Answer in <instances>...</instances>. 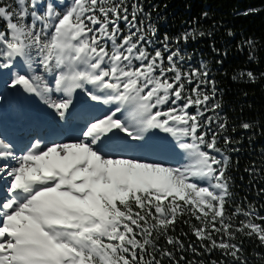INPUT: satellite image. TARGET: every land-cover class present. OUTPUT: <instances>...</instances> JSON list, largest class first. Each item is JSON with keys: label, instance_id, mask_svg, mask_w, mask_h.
<instances>
[{"label": "snow or ice", "instance_id": "1", "mask_svg": "<svg viewBox=\"0 0 264 264\" xmlns=\"http://www.w3.org/2000/svg\"><path fill=\"white\" fill-rule=\"evenodd\" d=\"M0 24L6 87L35 96L62 124L76 115L78 91L107 109L75 141L46 145L33 137L18 152L0 133V179L8 181L0 198V264H264V252L246 254L241 239L264 248V223L257 222L264 216L253 203L227 210L233 197L228 152L240 149L218 146L221 138L225 146L239 141L226 134L228 121L217 111L216 81L206 62L193 67L191 56L172 47L211 38L212 31L192 27L156 41L152 13L138 0L131 12L129 0H0ZM211 47L228 55L214 41ZM245 47L255 62V41L237 45ZM232 79L257 82L249 70ZM6 100L0 93V103ZM240 128L251 131L254 124ZM157 132L163 136L152 146L178 154L176 163L128 154L150 146ZM245 171L261 175L255 167ZM181 221L197 243L185 246L171 234ZM204 255L213 258L197 259Z\"/></svg>", "mask_w": 264, "mask_h": 264}, {"label": "trees", "instance_id": "2", "mask_svg": "<svg viewBox=\"0 0 264 264\" xmlns=\"http://www.w3.org/2000/svg\"><path fill=\"white\" fill-rule=\"evenodd\" d=\"M132 2L133 0H129L130 12ZM138 2L144 5L145 12L152 13V21L158 28L153 38L156 41L162 40L165 33L170 38H174L192 27L214 33L211 38L189 39L186 44L181 40L178 45L172 43V47L173 49L179 47L182 54L191 56L190 64L193 67L198 68L201 61L207 63L210 70L209 78L216 81L217 99L222 104L217 111L228 121L229 130L226 134L233 140L239 141L234 145L225 146L221 138L218 144L221 148L240 149L238 152H228L232 158L228 175L231 178L233 197L227 210L231 212L237 204L247 208L248 203H253L259 214L264 216V194L257 195L258 189L264 188V76L260 75L264 73V0H138ZM153 5L156 6L155 10ZM248 9L258 11L243 15ZM204 12L209 13L207 19L202 17ZM196 21L199 23L197 24ZM214 24L217 27L213 28ZM229 29L234 33L233 36L227 35ZM247 39L255 41L254 51L257 56L255 62L248 60L247 47L244 51L237 48L238 44ZM213 41L216 49L228 51L226 57L219 56L213 51L211 47ZM154 47H161V45L156 43ZM220 59H223V64L216 63ZM187 66L188 63L185 64V67ZM240 70L255 73L257 82H245L246 78L234 81L232 76ZM242 122L253 123L254 128L251 131H245L240 128ZM232 128L236 131H232ZM253 167L260 170L261 175L252 177L245 171ZM187 218L184 217V219ZM239 219L244 217H238ZM257 222L264 223V221ZM191 223L199 222L193 217ZM184 233H187V236ZM171 234L184 240L185 246L188 242L197 243V238L192 234L189 225L182 221L178 223L175 233ZM241 239L246 254H250L254 249L264 252V248H257L258 241L246 237ZM159 243L165 245L166 241L161 238ZM186 255L189 259L192 258L191 252ZM213 257L220 259L219 252L213 253ZM213 257L204 255L197 259L208 261Z\"/></svg>", "mask_w": 264, "mask_h": 264}, {"label": "bare ground", "instance_id": "3", "mask_svg": "<svg viewBox=\"0 0 264 264\" xmlns=\"http://www.w3.org/2000/svg\"><path fill=\"white\" fill-rule=\"evenodd\" d=\"M33 67L35 68V70L37 72L41 71L39 68H36L35 66H33ZM8 79H9V73L8 72H5L3 74L2 79L0 77V93H2L5 97H7L6 102L0 103V112H2V113L6 112L7 114L12 115V113L14 111V107H12V108L9 107L11 100H14L15 104L20 103L21 105H24L25 109L27 111H32L35 114V117H36L35 123L36 124L43 125L46 128H49L46 132L45 137L43 139H41L46 145L51 144V143H59V141L63 138V136H65L64 142H70V141L77 140V138H75L70 133V127L74 123H78V122L85 125L89 120L95 119L94 117H84L81 114H76L74 117L75 118L74 120L62 124L57 120V118H56L55 114L52 112V110L48 109L46 106L41 104L35 96H28V95H25L21 91H15L12 89L10 92H6L4 90V88H5L4 80L6 81ZM46 79H49V81L51 82L50 77H48ZM77 95H78V93L76 94V96ZM96 113H98V117H101L105 114V112L103 110H101L100 108L97 109ZM19 114H20V112H19ZM51 129H55V132L53 133V135L49 134ZM32 132H35V129H32ZM0 133H2V132H0ZM2 134L7 136L9 141H11L10 135L7 132H4ZM162 136H163L162 133H159V132L154 133L152 144H150V146H148V147L140 148L135 153H133L131 156H139V157H142V158L147 159V160H157V161L167 160V161H170L171 163H176L179 160L178 154H177V156L173 157V156H171V155H169L163 151H160V150H158L152 146V145L158 143L160 141V139L162 138ZM33 137H36V135L33 134L32 138ZM32 138L27 139L26 144L21 149H18L16 151L19 152V151L26 150L27 147L29 146V143H30ZM7 182L8 181L5 179H0V195L2 196V198L4 195V187L6 186Z\"/></svg>", "mask_w": 264, "mask_h": 264}, {"label": "rangeland", "instance_id": "4", "mask_svg": "<svg viewBox=\"0 0 264 264\" xmlns=\"http://www.w3.org/2000/svg\"><path fill=\"white\" fill-rule=\"evenodd\" d=\"M35 66V65H34ZM3 77V76H2ZM1 77V79H2ZM47 78V77H46ZM5 81V80H4ZM64 139H65V136H63V138L59 141V142H64ZM170 162V161H169ZM201 183H204V182H201Z\"/></svg>", "mask_w": 264, "mask_h": 264}]
</instances>
